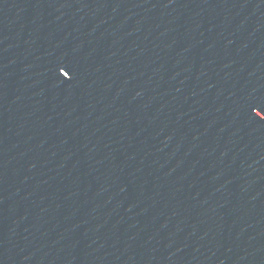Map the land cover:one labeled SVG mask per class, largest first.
Segmentation results:
<instances>
[{"label": "water", "instance_id": "obj_1", "mask_svg": "<svg viewBox=\"0 0 264 264\" xmlns=\"http://www.w3.org/2000/svg\"><path fill=\"white\" fill-rule=\"evenodd\" d=\"M0 264H264V0H0Z\"/></svg>", "mask_w": 264, "mask_h": 264}, {"label": "snow or ice", "instance_id": "obj_2", "mask_svg": "<svg viewBox=\"0 0 264 264\" xmlns=\"http://www.w3.org/2000/svg\"><path fill=\"white\" fill-rule=\"evenodd\" d=\"M63 69H64V67H61V68L59 69V71L63 74L64 77H68V76H69L68 72H67V71H64ZM258 116H259V115H258Z\"/></svg>", "mask_w": 264, "mask_h": 264}]
</instances>
